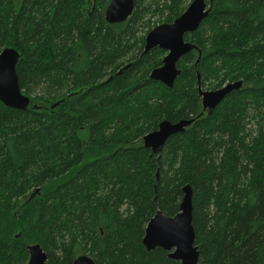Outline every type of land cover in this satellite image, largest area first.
Here are the masks:
<instances>
[{"label":"trees","instance_id":"obj_1","mask_svg":"<svg viewBox=\"0 0 264 264\" xmlns=\"http://www.w3.org/2000/svg\"><path fill=\"white\" fill-rule=\"evenodd\" d=\"M111 1L0 0V53L19 52L31 97L27 111L0 101V264H28L34 244L46 264H180L143 239L186 186L199 264H264V0H206L172 89L150 79L167 53L144 54L146 37L187 0H135L108 24ZM239 81L204 111L199 86ZM163 121L193 123L153 154L143 139Z\"/></svg>","mask_w":264,"mask_h":264},{"label":"water","instance_id":"obj_2","mask_svg":"<svg viewBox=\"0 0 264 264\" xmlns=\"http://www.w3.org/2000/svg\"><path fill=\"white\" fill-rule=\"evenodd\" d=\"M136 9L135 0H112L105 12L108 24H121L129 20ZM210 8L206 0H193L187 10L175 21L154 28L146 37L144 54L158 48L167 52L162 66L152 71L150 79L172 89L181 71L179 62L196 49L194 43L187 42L185 35L193 34L201 27L209 16ZM20 59L14 48H6L0 53V101L8 108L27 111L31 108V97L25 95L20 88L16 71ZM243 82L229 83L217 91H204L199 86L204 111L219 106L233 91L240 90ZM37 108V107H35ZM193 121L172 123L163 121L158 129L147 134L144 139L146 149L153 154H160L166 143L173 136L184 132ZM184 198L180 213L166 216L158 212L148 223L143 245L148 251L161 248L169 253V257L180 264H199L200 253L196 246L193 227V192L190 186L183 189ZM28 264H46L47 253L40 244L28 247ZM73 264H96L87 255L79 256Z\"/></svg>","mask_w":264,"mask_h":264},{"label":"rangeland","instance_id":"obj_3","mask_svg":"<svg viewBox=\"0 0 264 264\" xmlns=\"http://www.w3.org/2000/svg\"><path fill=\"white\" fill-rule=\"evenodd\" d=\"M192 3V0H187V4H191ZM187 10V9H186ZM161 19L159 18V16H152V22H151V25L152 26H155V25H157V26H159V25H162L161 23ZM156 26V27H157ZM167 53V52H166ZM202 90H205L204 88H202Z\"/></svg>","mask_w":264,"mask_h":264}]
</instances>
